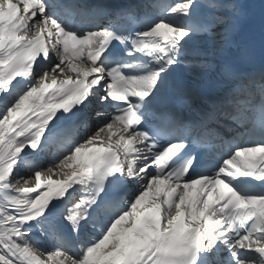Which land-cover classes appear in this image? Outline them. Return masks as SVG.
<instances>
[{
	"label": "snow or ice",
	"instance_id": "snow-or-ice-1",
	"mask_svg": "<svg viewBox=\"0 0 264 264\" xmlns=\"http://www.w3.org/2000/svg\"><path fill=\"white\" fill-rule=\"evenodd\" d=\"M254 7L0 0V264H264Z\"/></svg>",
	"mask_w": 264,
	"mask_h": 264
},
{
	"label": "bare ground",
	"instance_id": "bare-ground-1",
	"mask_svg": "<svg viewBox=\"0 0 264 264\" xmlns=\"http://www.w3.org/2000/svg\"><path fill=\"white\" fill-rule=\"evenodd\" d=\"M243 2L245 3V4H247V5H254L255 7L253 8V9H251V11H260V4H261V2H262V0H243ZM51 160H52V158L49 160V161H46L45 162V166L44 167H46V166H48L49 165V163L51 162ZM43 166V165H42ZM57 177H53V179H56Z\"/></svg>",
	"mask_w": 264,
	"mask_h": 264
},
{
	"label": "rangeland",
	"instance_id": "rangeland-1",
	"mask_svg": "<svg viewBox=\"0 0 264 264\" xmlns=\"http://www.w3.org/2000/svg\"><path fill=\"white\" fill-rule=\"evenodd\" d=\"M46 167H47V166H46ZM46 167H45V168H46Z\"/></svg>",
	"mask_w": 264,
	"mask_h": 264
}]
</instances>
